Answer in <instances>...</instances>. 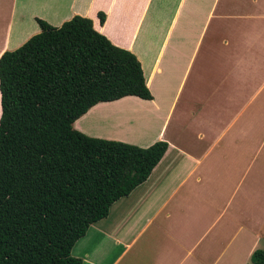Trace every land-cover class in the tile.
Listing matches in <instances>:
<instances>
[{
	"label": "crops",
	"instance_id": "obj_1",
	"mask_svg": "<svg viewBox=\"0 0 264 264\" xmlns=\"http://www.w3.org/2000/svg\"><path fill=\"white\" fill-rule=\"evenodd\" d=\"M75 16L136 56L152 99L98 103L73 128L168 148L71 256L81 264H250L264 246L258 180L249 213L240 205L224 221L227 206L213 214L237 192L239 169L254 151L259 114L245 111L264 87V0H0V57L40 33L37 20L58 28Z\"/></svg>",
	"mask_w": 264,
	"mask_h": 264
},
{
	"label": "trees",
	"instance_id": "obj_2",
	"mask_svg": "<svg viewBox=\"0 0 264 264\" xmlns=\"http://www.w3.org/2000/svg\"><path fill=\"white\" fill-rule=\"evenodd\" d=\"M37 23L40 33L0 57V264H81L75 243L148 179L168 145L75 130L98 103L151 100L141 64L90 19ZM250 264H264V248Z\"/></svg>",
	"mask_w": 264,
	"mask_h": 264
},
{
	"label": "rangeland",
	"instance_id": "obj_3",
	"mask_svg": "<svg viewBox=\"0 0 264 264\" xmlns=\"http://www.w3.org/2000/svg\"><path fill=\"white\" fill-rule=\"evenodd\" d=\"M263 77L264 69H262L260 72V80H262ZM255 90V86L251 85L249 89L245 90L244 96L250 97L255 92ZM251 112L259 114V128L254 133V151L252 154H250L249 158H244L242 162V169H239V176H244V178L240 183V187H238L237 192L231 198L218 200V208L214 211L213 219L215 218V215L219 214L220 211L226 206L228 214L224 216L222 221H224L226 217H229L232 212H235L236 207H239L240 205H242L245 214L249 213L253 180L254 187L256 184V179L258 180L259 196L260 198L264 197V87L260 89V93L253 99L252 103L245 111V116ZM262 207H264V205ZM263 248L264 246L260 247V249Z\"/></svg>",
	"mask_w": 264,
	"mask_h": 264
}]
</instances>
